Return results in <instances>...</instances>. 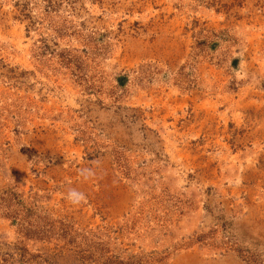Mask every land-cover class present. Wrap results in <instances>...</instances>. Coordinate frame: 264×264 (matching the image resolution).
<instances>
[{
	"label": "rangeland",
	"instance_id": "rangeland-1",
	"mask_svg": "<svg viewBox=\"0 0 264 264\" xmlns=\"http://www.w3.org/2000/svg\"><path fill=\"white\" fill-rule=\"evenodd\" d=\"M0 264H264V0H0Z\"/></svg>",
	"mask_w": 264,
	"mask_h": 264
},
{
	"label": "clouds",
	"instance_id": "clouds-1",
	"mask_svg": "<svg viewBox=\"0 0 264 264\" xmlns=\"http://www.w3.org/2000/svg\"><path fill=\"white\" fill-rule=\"evenodd\" d=\"M67 199L73 204H79L86 200V196L76 189H69Z\"/></svg>",
	"mask_w": 264,
	"mask_h": 264
}]
</instances>
